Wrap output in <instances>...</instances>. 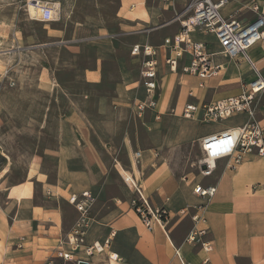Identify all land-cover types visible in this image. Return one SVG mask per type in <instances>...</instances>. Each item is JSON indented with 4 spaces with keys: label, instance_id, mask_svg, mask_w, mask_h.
Returning a JSON list of instances; mask_svg holds the SVG:
<instances>
[{
    "label": "crops",
    "instance_id": "crops-1",
    "mask_svg": "<svg viewBox=\"0 0 264 264\" xmlns=\"http://www.w3.org/2000/svg\"><path fill=\"white\" fill-rule=\"evenodd\" d=\"M144 1L120 0L119 12L123 14L120 18L136 22L138 26L147 23L149 16ZM250 1L228 0L222 15L248 23L255 17L249 8ZM256 1L264 3V0ZM132 4L135 7L130 10ZM171 24H175L176 30L169 29L171 31L156 35L153 40L155 44L142 40L132 47L148 44L160 48L164 39L171 38L180 30L176 17L164 25L167 27ZM207 36H211L214 42L204 40ZM191 38L207 43L213 51L218 50L212 35L194 33ZM248 55L264 77V37L248 51ZM163 56V49L160 48L157 58L160 97L156 108L150 109L154 124L167 109V95L176 86L179 94L174 112L180 116L187 101L210 104L238 96L241 87H234L240 82L238 76H233L235 68L240 75L246 72L245 84L252 78L248 66L241 59L234 62L219 56L217 62L223 65V70L216 78L205 81L199 89L197 79L170 73L163 64ZM131 58L139 65L135 57ZM82 77L89 87L105 84V74L97 67L86 70ZM132 86L118 78L112 84L108 102L104 95L99 105H112L117 111L122 106L136 111L135 108L145 97L139 83V73ZM190 90L195 99H187ZM135 92L139 96L137 99ZM84 99H90V94ZM76 105L74 102L66 105L65 113L57 119L46 117V124L54 123L58 127L53 134L55 145L51 150L30 156L22 182L9 183L7 173L0 179V238L3 239L0 264H47L50 261L60 264L61 261L55 258L58 241L72 231L79 219L67 199L84 191H90L94 196V202L86 214L84 243L102 244L109 240V251L117 254L123 264H201L205 259L209 260V264H264V156H248L234 169L229 167L228 159L217 160L210 176H199L194 181L187 176L176 177L158 146L143 152L138 150L141 152L138 163L142 159L145 162L138 169L133 162V153L136 152L133 150L134 142L126 136L123 143L130 170H124L118 162H115L113 169L121 180L125 175L138 181L151 205L164 207L169 214L165 230L154 226L148 231L130 210L131 198L123 202L120 196L110 195L104 187L110 167L93 141L96 122L88 119ZM140 117L141 114H138ZM233 119L234 123L200 132L202 137L199 143L205 137L243 125L247 116L237 115ZM259 119L264 129L263 116ZM49 160L53 162V167L47 165ZM144 169H148L145 175ZM99 180L103 181V185H98ZM27 184H30V196L26 195L25 189L18 188ZM197 185H214L216 192L206 201L193 193ZM194 216L200 220L194 221ZM190 235L195 236L197 241L187 243ZM34 239L42 240L43 247L33 251L31 244ZM19 243L22 247L13 250L12 247H18ZM207 247L209 250L205 251ZM33 258L35 261H32ZM89 264H107L105 255L94 256Z\"/></svg>",
    "mask_w": 264,
    "mask_h": 264
},
{
    "label": "rangeland",
    "instance_id": "rangeland-1",
    "mask_svg": "<svg viewBox=\"0 0 264 264\" xmlns=\"http://www.w3.org/2000/svg\"><path fill=\"white\" fill-rule=\"evenodd\" d=\"M42 1L59 4L55 21L40 22L30 17L25 0H0V179L7 173L9 183L23 181L30 156L55 145L53 134L58 127L46 124V117L57 119L65 113L66 105L74 102L81 113L96 122L93 141L110 167L104 184L110 195L120 196L123 202L135 197L113 169L118 162L124 170H130L123 143L126 136L134 142L135 151L158 146L176 177L196 181L202 163L200 132L221 128L235 119L203 123L175 115L177 86L167 95L169 105L156 124L150 109L138 118L137 107L135 111L122 106L117 111L112 105H99L104 95L108 102L118 78L133 87L139 65L131 58L132 45L142 40L155 44L156 35L176 30L175 24H164L181 14L190 0H145L149 19L141 26L120 18V0ZM204 40L214 42L211 36ZM95 67L104 72L105 84L89 87L82 76ZM233 76L240 80L235 88L247 80L246 72L240 75L237 68ZM89 94L90 99L85 100ZM144 164L142 159L137 168ZM47 165L53 167V162L49 160ZM29 186L18 188L30 196ZM2 241L0 238V248ZM42 243L34 239L33 251L42 248ZM17 246L12 249L22 244ZM1 258L0 254V262Z\"/></svg>",
    "mask_w": 264,
    "mask_h": 264
},
{
    "label": "built area",
    "instance_id": "built-area-1",
    "mask_svg": "<svg viewBox=\"0 0 264 264\" xmlns=\"http://www.w3.org/2000/svg\"><path fill=\"white\" fill-rule=\"evenodd\" d=\"M39 1L49 5H39ZM228 0H190L185 5L181 14L176 18L180 24V30L171 38L163 41V64L172 74L180 73L199 81L197 88H202L204 82L216 78L223 70V65L217 62V57L226 58L229 61L238 62L241 59L248 66L252 78L241 86L238 96L228 97L210 104H199L187 101L180 115L187 120H200L203 123L224 121L237 115H246L247 121L234 129H228L221 133L203 138L199 143L202 155L200 164V176L211 175L217 160L228 159V165L234 169L242 164L248 156H264V129L260 116L264 118V77L257 64L250 59L248 51L264 37V3L256 0L249 2V8L255 17L248 23L240 22L233 18H225L222 9ZM27 6L30 3L43 22L51 20L55 5L52 2L42 0H25ZM134 4L129 6L133 10ZM194 33L212 35L217 43L218 50L201 41L191 38ZM160 48H154L148 44L134 45L131 48V56L139 61V83L143 88L145 97L140 101L137 110L141 114L145 109L154 110L160 97V84L158 76V54ZM264 60V56H263ZM187 99H195L193 92L187 93ZM141 152L133 153V162L138 164ZM122 180L129 190L135 194L129 201L130 210L138 217L140 223L151 231L154 226L165 230L169 220L168 211L164 207H153L149 199L144 195L138 181L123 177ZM214 185H197L193 193L206 201L215 194ZM94 202V196L90 191H84L80 195H71L67 203L71 205L79 219L74 224L72 231L58 241L55 258L60 264L86 262L96 255H105L107 264H123L121 258L109 251V240L102 244L84 243L85 229L87 228L86 214ZM194 221L200 220L197 216ZM204 220V219H203ZM195 236H189L187 243L196 242ZM208 251L209 248H204ZM48 264H53L52 261ZM182 264H186L183 263ZM201 264H209L205 259Z\"/></svg>",
    "mask_w": 264,
    "mask_h": 264
},
{
    "label": "bare ground",
    "instance_id": "bare-ground-1",
    "mask_svg": "<svg viewBox=\"0 0 264 264\" xmlns=\"http://www.w3.org/2000/svg\"><path fill=\"white\" fill-rule=\"evenodd\" d=\"M39 5H49V4L42 3L41 1H39ZM58 7H59V4H57L56 2H55V5H52V8H54V12H53V15H52L51 20H48L47 22H53V21H55L54 20L55 19L54 17L57 15ZM26 8H27V13H28V15L30 17L34 18L37 21L43 22L40 19L39 15L37 14L35 8L30 3L27 4V7Z\"/></svg>",
    "mask_w": 264,
    "mask_h": 264
},
{
    "label": "water",
    "instance_id": "water-1",
    "mask_svg": "<svg viewBox=\"0 0 264 264\" xmlns=\"http://www.w3.org/2000/svg\"><path fill=\"white\" fill-rule=\"evenodd\" d=\"M77 264H88V263L80 261Z\"/></svg>",
    "mask_w": 264,
    "mask_h": 264
}]
</instances>
